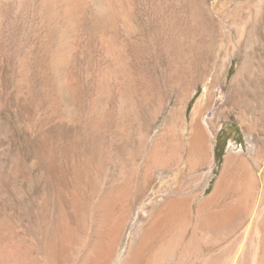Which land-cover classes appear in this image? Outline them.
Returning a JSON list of instances; mask_svg holds the SVG:
<instances>
[{
  "label": "rangeland",
  "instance_id": "1",
  "mask_svg": "<svg viewBox=\"0 0 264 264\" xmlns=\"http://www.w3.org/2000/svg\"><path fill=\"white\" fill-rule=\"evenodd\" d=\"M110 1L0 0V264H264V0Z\"/></svg>",
  "mask_w": 264,
  "mask_h": 264
},
{
  "label": "bare ground",
  "instance_id": "2",
  "mask_svg": "<svg viewBox=\"0 0 264 264\" xmlns=\"http://www.w3.org/2000/svg\"><path fill=\"white\" fill-rule=\"evenodd\" d=\"M41 1L45 3L47 10L50 12V15H52L51 21L53 23H55V25H61V24H67V25L69 24L70 25L71 22H74L75 20L78 21V19H80L84 15H86L90 9H92L91 12L94 11V13H95V11H96V13L100 12L101 16H104L105 12L109 13L108 16L111 15L110 13H113V10L111 8L112 3L110 0H41ZM107 13H106V15H107ZM104 18H105V16H104ZM105 20H107V19H105ZM96 22H98V21H96ZM195 131H197V130L195 129ZM198 132H199V134H195L194 140L196 141L195 144H196L197 150L199 152L201 162L204 163L209 159V156H210V151H209L210 150V140H209V136L206 134V132L204 130H202V132H200V131H198ZM234 157H235L234 155H229L227 157L225 167H224V170L222 172V176L216 185L213 196L218 194L220 186H221L223 180H225L224 179L225 173H227V170L229 169V167L233 163ZM198 180H201V178H198ZM163 211H164V209L159 210V212H157V214L155 215V219L160 218L161 215L163 214ZM154 221H153V223H154Z\"/></svg>",
  "mask_w": 264,
  "mask_h": 264
}]
</instances>
